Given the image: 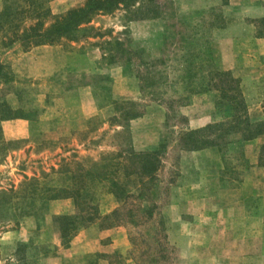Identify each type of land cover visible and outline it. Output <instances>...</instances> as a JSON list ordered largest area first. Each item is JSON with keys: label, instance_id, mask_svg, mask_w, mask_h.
I'll return each mask as SVG.
<instances>
[{"label": "rangeland", "instance_id": "obj_1", "mask_svg": "<svg viewBox=\"0 0 264 264\" xmlns=\"http://www.w3.org/2000/svg\"><path fill=\"white\" fill-rule=\"evenodd\" d=\"M85 2L51 0L49 7L56 16ZM3 5L0 0V10ZM156 5L157 19L129 21L124 9L98 15L90 26L103 35L79 42L29 51L18 43L3 48L0 42V62L12 77L0 85V103L32 117L0 122V264H264V229L252 235V251L244 253L235 214L222 210L237 198L261 194L243 182L264 180V166L246 157V142L224 150H189L182 138L189 130L226 121L230 113L227 106L217 107L218 92H190L185 58L190 50L200 53L206 42L217 67L241 81L248 108L261 104L264 112V75L228 67L240 46L264 36V18L248 17L243 0H158ZM115 39L132 55L131 70L118 56ZM138 69L158 84L141 90L147 82L138 80ZM131 111L139 116L124 120ZM153 150L160 151L161 167L141 186L139 172L133 173L140 167L127 160ZM106 158L130 168L122 169L119 182L126 184L133 173L135 183L126 186L131 195L119 201L110 193L119 189L102 181L96 195L99 218L65 245L56 218L74 214L75 205L68 198L43 204L39 192L45 176L60 185L53 170L88 168ZM114 210L120 222L108 226L115 221L103 219Z\"/></svg>", "mask_w": 264, "mask_h": 264}, {"label": "trees", "instance_id": "obj_2", "mask_svg": "<svg viewBox=\"0 0 264 264\" xmlns=\"http://www.w3.org/2000/svg\"><path fill=\"white\" fill-rule=\"evenodd\" d=\"M50 1L4 0L3 8L0 10V42L2 47L8 48L18 43L25 51H29L35 47L56 45L63 40L79 42L86 37H97L103 34L99 29L90 26L94 18L101 14L110 15L123 9L126 11L129 21L157 19L160 14L159 7L156 5L158 0H86L83 6L55 16L49 7ZM209 44L210 42H206L200 53L189 51V56L185 58L187 63L185 76L189 81V86H191L190 92L195 94L218 92L220 100L217 107L227 106L230 113L226 121L209 124L206 127L183 133V146L189 150H203L212 147L224 150L229 146L241 147L245 142L264 135V121H255L249 114L241 81L231 71L217 67ZM106 45L111 46L113 43L106 42ZM115 45L119 47L118 56L131 70L134 66V59L128 53V49L125 48V43L115 39ZM111 59L114 60L113 54ZM6 69V66L0 62V85L9 84L12 81V77ZM137 72L138 80L147 82V85L141 86V90L158 84L156 81H154L155 83L148 81L150 79L149 74L145 73V75L139 69ZM160 78L162 79V77ZM196 79L198 85H194ZM137 112H128L122 118L124 120L136 118L139 116ZM29 114L31 113H25L21 109L12 110L4 101L0 103V122L18 118L31 119ZM159 157V150L131 154L127 161L136 162L140 168L133 172H139L136 177L133 173H128L126 184L119 182L120 172L123 169L126 173L130 168L125 167V163L117 162L115 158H106L101 163H95L88 168L79 166L76 170H72L64 165L57 171L53 170L55 177H57L55 180L61 182L60 185L50 184L54 179L46 175V182L42 184L39 192L42 203L68 198L72 199L75 205L74 214L56 218L64 244H69L79 229L99 218V205L96 195L97 187L102 184V181L111 180L112 184L119 189L110 190V193H113L117 200L127 199L131 193H127L126 186L135 183L132 180L133 177L137 178L138 181L140 180L141 186L147 185L146 180L153 181L155 179V175L161 167ZM259 163L260 166H264V145L261 147ZM32 198L30 203L35 204L36 198ZM111 220L115 222L108 226L119 224L118 210H114L103 219L107 223Z\"/></svg>", "mask_w": 264, "mask_h": 264}, {"label": "crops", "instance_id": "obj_3", "mask_svg": "<svg viewBox=\"0 0 264 264\" xmlns=\"http://www.w3.org/2000/svg\"><path fill=\"white\" fill-rule=\"evenodd\" d=\"M243 1L245 5V7H243V10L245 12H248V17L254 19L264 18V4H262L264 0H251V2L249 3H246V0ZM253 28L255 30V27ZM242 44H245V41L242 42ZM262 58H264V36H253V39L249 40L245 47H239V52L237 54L235 62L228 67L230 68V70L244 69L245 71L242 73L245 75H264V62L260 63V60ZM251 105L249 104V114L251 118L255 121L264 120V112L258 109L261 107V104L259 106H256L255 104L251 103ZM256 110L258 112H256ZM263 144L264 135L255 140L245 143V155L251 162H255L259 159V151ZM244 185L251 188L249 189L251 193L255 192L256 190L258 194H261L254 197H252V195H248L237 198L234 203L230 202V206L222 207V210L229 215L235 214L236 228L241 227L242 230L240 231H243L244 234L243 240L240 244L242 245L244 253H250L252 251V235L255 234L258 229H264V180L261 179L254 182H243V186ZM222 224L224 225V223ZM231 228L232 226L227 229L231 230ZM245 257L246 256H244V258Z\"/></svg>", "mask_w": 264, "mask_h": 264}]
</instances>
